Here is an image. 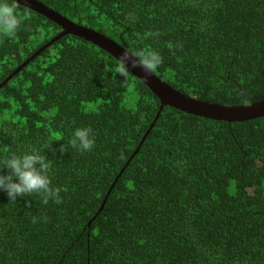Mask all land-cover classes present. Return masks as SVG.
I'll return each instance as SVG.
<instances>
[{
	"label": "trees",
	"instance_id": "trees-1",
	"mask_svg": "<svg viewBox=\"0 0 264 264\" xmlns=\"http://www.w3.org/2000/svg\"><path fill=\"white\" fill-rule=\"evenodd\" d=\"M39 1L130 52L157 51L154 73L183 94L264 99V0ZM15 7L22 23L0 34V84L62 32ZM116 62L67 34L0 89V162L43 149L60 193L45 205L0 192V264H264V116L230 123L165 106L126 167L161 101L134 74L120 81ZM80 127L93 130L90 152L68 144Z\"/></svg>",
	"mask_w": 264,
	"mask_h": 264
},
{
	"label": "clouds",
	"instance_id": "clouds-1",
	"mask_svg": "<svg viewBox=\"0 0 264 264\" xmlns=\"http://www.w3.org/2000/svg\"><path fill=\"white\" fill-rule=\"evenodd\" d=\"M22 19L17 15L15 0H0V34L12 36L20 28ZM161 55L155 50L142 52L124 51L111 66V71L127 82L132 69L140 68L147 75H151L162 64ZM53 142V141H52ZM52 142L44 145V149L56 155V149L51 147ZM68 144L81 152H90L95 146L93 130L90 127L75 128ZM43 149L30 147L27 151L11 153L0 162V192H3L9 202L15 203L18 198L30 195H39L47 205L49 201L60 203V193L51 182L50 158L42 154ZM67 151L65 144L60 145L61 154ZM7 169L5 173L3 170Z\"/></svg>",
	"mask_w": 264,
	"mask_h": 264
},
{
	"label": "water",
	"instance_id": "water-1",
	"mask_svg": "<svg viewBox=\"0 0 264 264\" xmlns=\"http://www.w3.org/2000/svg\"><path fill=\"white\" fill-rule=\"evenodd\" d=\"M15 2L25 5L26 7L54 21L55 23L61 26L62 32L56 37H54L50 42H48L43 47H41L39 50H37L31 57L26 59L20 66H18L17 69H15V71H13V73L3 83L0 84V89L5 84H7L16 74H18L22 69H24L32 60H34L36 57L41 55V53L45 49L52 46V44L55 41H57L59 38L67 34H74L76 36L84 38L94 43L95 45L99 46L100 48L106 50L107 52L115 56L117 59L121 56V54L124 51H129L115 40H112L111 38L107 37L106 35L94 29L85 27L83 25L71 21L67 17L56 12L55 10H53L52 8L45 5L39 0H15ZM131 71L132 74H134L137 78L143 81L160 98L161 107L156 116L155 121L153 122L150 129L142 139L139 147L130 157L129 161L126 164V167L139 152L142 144L144 143L148 134L154 127L156 121L160 117L161 112L165 106H171L173 108L182 110L186 113L197 115L200 117L209 118L218 121H227L230 123L247 121L264 116V99L249 105L216 104L183 94L182 92L171 87L168 83L162 81L154 72L151 75L146 76V73L140 68L132 69ZM124 170L125 168L118 175L111 189L114 188L116 182L118 181ZM107 198L108 197H106L104 203L102 204L100 211L103 210Z\"/></svg>",
	"mask_w": 264,
	"mask_h": 264
}]
</instances>
